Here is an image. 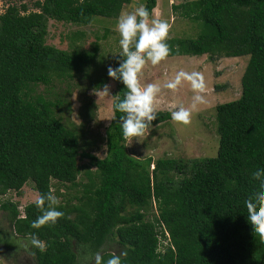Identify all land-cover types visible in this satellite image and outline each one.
<instances>
[{
  "label": "trees",
  "instance_id": "trees-1",
  "mask_svg": "<svg viewBox=\"0 0 264 264\" xmlns=\"http://www.w3.org/2000/svg\"><path fill=\"white\" fill-rule=\"evenodd\" d=\"M131 2L42 0L35 12L9 4L0 14V198L27 182L38 196H62L61 187L78 186L79 159L94 168L75 203L69 198L57 205L65 214L54 224L31 226L41 214L35 202L23 208L24 217L15 203L0 202L11 232L24 239L35 232L46 242L43 252L35 249L37 264H78L74 248L89 259L97 251L105 259L126 253L124 264H264V239L252 230L245 204L257 186L252 172L264 167V0H194L175 6L202 31L194 39L168 40L167 57L248 56L241 95L216 106L215 157L154 161L131 156L118 118L122 113L111 96L106 155L97 158L83 149L80 132L63 123L64 102L57 93L53 100L32 94L39 85L70 84L96 58L95 49L47 45L49 19L86 26L95 17L117 19ZM143 3L152 16L157 0ZM111 79L112 94L122 98L124 85ZM107 83L96 80L91 88ZM157 116L149 126L172 119L170 112ZM0 243L15 246L7 239ZM108 243H116L120 253L106 250Z\"/></svg>",
  "mask_w": 264,
  "mask_h": 264
},
{
  "label": "rangeland",
  "instance_id": "rangeland-1",
  "mask_svg": "<svg viewBox=\"0 0 264 264\" xmlns=\"http://www.w3.org/2000/svg\"><path fill=\"white\" fill-rule=\"evenodd\" d=\"M42 0H9L0 1V14L13 4L26 6L28 12L37 11L36 3ZM194 0H157L152 17L167 19L170 24L167 41L171 39H194L202 31L200 23H193L181 16V9H175ZM144 0H132L122 12H131L143 3ZM121 12V13H122ZM120 13V14H121ZM120 16V15H119ZM117 19L95 17L86 26H76L66 22L49 19L47 22L46 44L60 50L70 51L77 47L81 50L93 52L96 50V58L93 64L75 79L67 83H54L50 89L39 85L34 89V94L43 95L54 99L56 93L64 102L61 109L63 123L72 129H77L82 135L83 149L97 158H104L106 148L104 145V133L112 118V98L106 95L102 89L95 90L91 85L96 80L107 79L111 94L114 91V82L108 76L107 68L112 65L115 56L121 52L119 45L120 33L117 28ZM82 35L71 41V37ZM248 56L241 58L210 59L207 56L200 57H166L156 65L148 61L140 74L141 84L157 83L161 91L154 101L156 112H172L179 106L191 108L194 90L187 80H182L177 89L165 87L169 80L175 78L180 70L199 71L203 74L206 89L203 95L206 102L197 104L192 108L191 119L185 124L171 119L168 122L155 126H148L139 137L127 138L126 148L128 153L140 160L151 157L154 161L160 159L194 160L212 158L217 155L219 136L216 127V106L230 102L241 95V77L245 69ZM90 145H86L85 143ZM80 175L78 186L66 185L60 188L57 196L60 202L72 199L82 193L83 184H87V172L93 173L94 168L86 159H79ZM152 169V167L150 168ZM53 185L57 183L52 182ZM38 193L32 182H27L19 191H9L0 198V202L10 201L18 206L20 212L23 208L34 203ZM21 214V213H20ZM11 232L7 216L0 209V242L4 239L14 243L9 248L0 243V264H32L28 254L30 239L15 238ZM12 241V242H11ZM3 245V246H2ZM15 252V255L11 251ZM78 249V248H77ZM105 249L109 252L120 253L121 248L116 243H108ZM79 251V250H78ZM9 255V256H8ZM27 256V257H26ZM79 264H88L89 256L84 254Z\"/></svg>",
  "mask_w": 264,
  "mask_h": 264
},
{
  "label": "clouds",
  "instance_id": "clouds-1",
  "mask_svg": "<svg viewBox=\"0 0 264 264\" xmlns=\"http://www.w3.org/2000/svg\"><path fill=\"white\" fill-rule=\"evenodd\" d=\"M117 28L120 33L119 45L121 52L118 56V64L107 68L108 76L122 82L124 85L123 97L116 93L111 94L110 85L105 84L102 91L115 97L114 109L122 113L119 118L122 135L125 138H136L142 135L153 120L157 119L154 101L161 87L157 83L141 84L140 74L145 64L150 61L152 65L165 59L171 49L167 43L170 24L167 19H159L151 16L144 3H140L134 11L122 12L117 18ZM182 80L191 84L195 95L192 107L179 106L171 112L173 120L189 123L192 108L197 104L206 102L203 95L206 89L205 79L199 71L180 70L175 78L169 80L165 87L177 89ZM257 181L255 190L247 197V220L251 222V228L264 239V167H258L252 172ZM59 198L52 192L40 194L36 200V206L41 209V214L31 222L33 228H40L48 223H56L64 212L57 207ZM31 249H39L43 252L47 245L39 238L38 234H30ZM33 257V252L27 254ZM126 253L112 254L107 259L97 251L90 259L91 264H124L122 260Z\"/></svg>",
  "mask_w": 264,
  "mask_h": 264
},
{
  "label": "flooded vegetation",
  "instance_id": "flooded-vegetation-1",
  "mask_svg": "<svg viewBox=\"0 0 264 264\" xmlns=\"http://www.w3.org/2000/svg\"><path fill=\"white\" fill-rule=\"evenodd\" d=\"M15 238L17 239V237H15ZM11 250H12V249H10L9 251H11ZM28 251H32V252H33V257H29L30 260L32 261V264H37V263H36V260H35V254H34V253H35V249H31V246H30V248L28 249ZM74 251L77 252V255L79 256V257H78V264H79L80 261L82 260V258H83L84 256L81 254L80 250L78 251L77 248H74ZM11 253L15 255V252L11 251ZM8 256H9V255H8ZM15 256H16V255H15ZM26 257H27V256H26ZM88 264H91V262L89 261Z\"/></svg>",
  "mask_w": 264,
  "mask_h": 264
},
{
  "label": "built area",
  "instance_id": "built-area-1",
  "mask_svg": "<svg viewBox=\"0 0 264 264\" xmlns=\"http://www.w3.org/2000/svg\"><path fill=\"white\" fill-rule=\"evenodd\" d=\"M20 217H24V213L23 212H21V216Z\"/></svg>",
  "mask_w": 264,
  "mask_h": 264
}]
</instances>
